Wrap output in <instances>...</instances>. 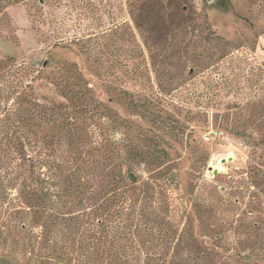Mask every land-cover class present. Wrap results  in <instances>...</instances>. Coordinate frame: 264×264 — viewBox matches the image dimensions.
I'll return each instance as SVG.
<instances>
[{
    "label": "rangeland",
    "instance_id": "obj_1",
    "mask_svg": "<svg viewBox=\"0 0 264 264\" xmlns=\"http://www.w3.org/2000/svg\"><path fill=\"white\" fill-rule=\"evenodd\" d=\"M4 57L40 69L33 91L55 104L66 102L54 84L59 66L74 62L95 103L85 123L167 150L177 174L170 196L186 207L198 243L246 264L234 257L232 234L227 244H212L199 199L228 209L210 212L215 218H237L244 202L233 211L226 191L243 185L249 165L264 170V0H27L0 19ZM233 125L252 130L236 136ZM211 185L222 193H210ZM9 212L0 201V226ZM2 238L0 247L13 252L12 233Z\"/></svg>",
    "mask_w": 264,
    "mask_h": 264
},
{
    "label": "trees",
    "instance_id": "obj_2",
    "mask_svg": "<svg viewBox=\"0 0 264 264\" xmlns=\"http://www.w3.org/2000/svg\"><path fill=\"white\" fill-rule=\"evenodd\" d=\"M25 1L0 0V19L8 6ZM59 67L54 84L66 102L55 104L33 91L40 69L32 62L0 60V201L10 211L0 236L5 241L12 233L15 252L9 260L13 252L0 247V264H231V255L198 243L186 207L172 201L177 174L167 150L87 125L95 106L88 82L74 62ZM229 130L246 137L252 128ZM249 166L242 186L223 190L233 193L227 206L233 211L244 202L239 217L215 218L228 209L217 212L203 205L204 197L199 212L210 214L203 227L215 231V247L232 234L239 247L234 257L264 264V170ZM139 167L145 176L135 172ZM249 238L256 242L247 245Z\"/></svg>",
    "mask_w": 264,
    "mask_h": 264
},
{
    "label": "water",
    "instance_id": "obj_3",
    "mask_svg": "<svg viewBox=\"0 0 264 264\" xmlns=\"http://www.w3.org/2000/svg\"><path fill=\"white\" fill-rule=\"evenodd\" d=\"M214 172H215V170H214ZM128 177H129L132 181H135V179H136L133 173H129V174H128Z\"/></svg>",
    "mask_w": 264,
    "mask_h": 264
},
{
    "label": "built area",
    "instance_id": "obj_4",
    "mask_svg": "<svg viewBox=\"0 0 264 264\" xmlns=\"http://www.w3.org/2000/svg\"><path fill=\"white\" fill-rule=\"evenodd\" d=\"M212 136H208V138H211ZM214 137H212V139H213Z\"/></svg>",
    "mask_w": 264,
    "mask_h": 264
}]
</instances>
